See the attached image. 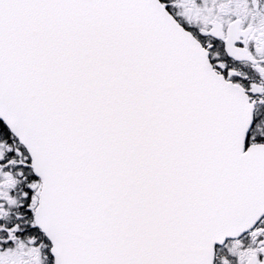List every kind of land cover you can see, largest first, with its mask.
<instances>
[{
	"label": "snow or ice",
	"instance_id": "1",
	"mask_svg": "<svg viewBox=\"0 0 264 264\" xmlns=\"http://www.w3.org/2000/svg\"><path fill=\"white\" fill-rule=\"evenodd\" d=\"M0 264H264V0H0Z\"/></svg>",
	"mask_w": 264,
	"mask_h": 264
}]
</instances>
